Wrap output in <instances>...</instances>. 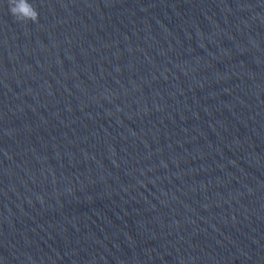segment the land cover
Listing matches in <instances>:
<instances>
[{"label":"water","instance_id":"obj_1","mask_svg":"<svg viewBox=\"0 0 264 264\" xmlns=\"http://www.w3.org/2000/svg\"><path fill=\"white\" fill-rule=\"evenodd\" d=\"M0 0V264H264V0Z\"/></svg>","mask_w":264,"mask_h":264},{"label":"clouds","instance_id":"obj_2","mask_svg":"<svg viewBox=\"0 0 264 264\" xmlns=\"http://www.w3.org/2000/svg\"><path fill=\"white\" fill-rule=\"evenodd\" d=\"M9 12L18 21L38 22V12L29 0H8Z\"/></svg>","mask_w":264,"mask_h":264}]
</instances>
